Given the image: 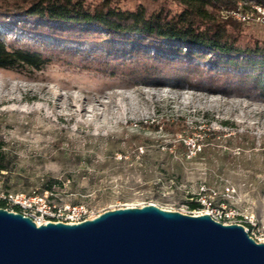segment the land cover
<instances>
[{
    "label": "rangeland",
    "instance_id": "obj_1",
    "mask_svg": "<svg viewBox=\"0 0 264 264\" xmlns=\"http://www.w3.org/2000/svg\"><path fill=\"white\" fill-rule=\"evenodd\" d=\"M119 1L128 9L180 8L172 0ZM237 5L257 6L237 2L219 8L217 18L240 25L242 44L263 46L264 24L226 15ZM33 27L30 19L0 21V39L9 49L50 59L37 71L0 69V146L7 160L0 190L40 193L50 184L58 202L84 204L97 215L148 204L192 216L231 209L255 219L252 239L262 242L264 90L211 92L102 74L60 52L70 44ZM177 119L188 127L185 143L198 141L197 153L191 144L187 155L168 148L180 136L165 126ZM220 199L225 202L215 208L203 206V200ZM190 203L202 207L190 210Z\"/></svg>",
    "mask_w": 264,
    "mask_h": 264
},
{
    "label": "trees",
    "instance_id": "obj_2",
    "mask_svg": "<svg viewBox=\"0 0 264 264\" xmlns=\"http://www.w3.org/2000/svg\"><path fill=\"white\" fill-rule=\"evenodd\" d=\"M172 1L178 11H149L141 5L128 9L119 0H0V21L32 20L33 31L70 44L61 53L102 74L152 84L183 82L211 92L264 90V45L242 44L240 25L216 16L221 7L230 9L237 2L264 7V0ZM49 62L38 51L9 49L0 39V69L37 71ZM165 129L180 136L168 148L175 145L187 155L185 123L177 119ZM6 169L0 146V172ZM201 207L188 205L190 210Z\"/></svg>",
    "mask_w": 264,
    "mask_h": 264
},
{
    "label": "water",
    "instance_id": "obj_3",
    "mask_svg": "<svg viewBox=\"0 0 264 264\" xmlns=\"http://www.w3.org/2000/svg\"><path fill=\"white\" fill-rule=\"evenodd\" d=\"M0 264H264V242L209 214L152 204L39 226L0 208Z\"/></svg>",
    "mask_w": 264,
    "mask_h": 264
},
{
    "label": "built area",
    "instance_id": "obj_4",
    "mask_svg": "<svg viewBox=\"0 0 264 264\" xmlns=\"http://www.w3.org/2000/svg\"><path fill=\"white\" fill-rule=\"evenodd\" d=\"M243 8V7H242ZM240 5L233 11H226V15L238 21L248 23L257 21L264 24V7L253 6L249 10L242 9ZM188 148L191 144L192 150H199V145L195 141L190 144L185 143ZM189 148V151H192ZM210 203L203 200V206ZM208 206V207H209ZM0 208L6 211L20 213L30 218L36 226L44 225L47 222L77 224L86 220H91L97 216L91 208L84 204H69L58 202L51 190L45 189L40 193L32 192L24 194L20 192H8L0 190ZM210 208H207L209 210ZM210 209L209 216L222 224L241 225L248 235L252 238L253 232L257 230V223L252 218H241L236 211L231 209H218L214 212ZM264 242V239L262 240Z\"/></svg>",
    "mask_w": 264,
    "mask_h": 264
}]
</instances>
